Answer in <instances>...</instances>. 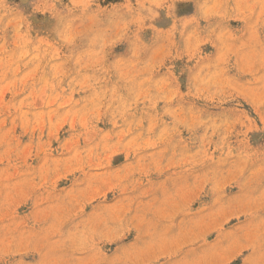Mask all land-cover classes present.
I'll return each instance as SVG.
<instances>
[{"label": "rangeland", "instance_id": "374dc122", "mask_svg": "<svg viewBox=\"0 0 264 264\" xmlns=\"http://www.w3.org/2000/svg\"><path fill=\"white\" fill-rule=\"evenodd\" d=\"M0 264H264V0H0Z\"/></svg>", "mask_w": 264, "mask_h": 264}]
</instances>
